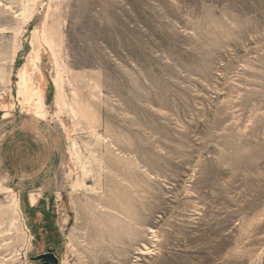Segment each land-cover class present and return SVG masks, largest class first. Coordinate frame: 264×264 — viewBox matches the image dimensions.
<instances>
[{
    "label": "rangeland",
    "instance_id": "obj_1",
    "mask_svg": "<svg viewBox=\"0 0 264 264\" xmlns=\"http://www.w3.org/2000/svg\"><path fill=\"white\" fill-rule=\"evenodd\" d=\"M0 264H264V0H0Z\"/></svg>",
    "mask_w": 264,
    "mask_h": 264
},
{
    "label": "bare ground",
    "instance_id": "obj_2",
    "mask_svg": "<svg viewBox=\"0 0 264 264\" xmlns=\"http://www.w3.org/2000/svg\"><path fill=\"white\" fill-rule=\"evenodd\" d=\"M144 255V254H143Z\"/></svg>",
    "mask_w": 264,
    "mask_h": 264
}]
</instances>
